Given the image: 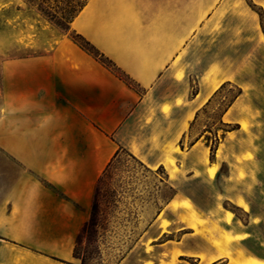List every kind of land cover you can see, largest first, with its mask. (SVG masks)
Here are the masks:
<instances>
[{
	"label": "crops",
	"instance_id": "obj_1",
	"mask_svg": "<svg viewBox=\"0 0 264 264\" xmlns=\"http://www.w3.org/2000/svg\"><path fill=\"white\" fill-rule=\"evenodd\" d=\"M11 28L0 22V232L41 227L55 252L1 250L0 264H72L121 151L173 191L136 215L118 264H264V0H87L68 32L121 76L32 6L19 2V43ZM224 84L238 94L218 127L198 126Z\"/></svg>",
	"mask_w": 264,
	"mask_h": 264
},
{
	"label": "rangeland",
	"instance_id": "obj_2",
	"mask_svg": "<svg viewBox=\"0 0 264 264\" xmlns=\"http://www.w3.org/2000/svg\"><path fill=\"white\" fill-rule=\"evenodd\" d=\"M6 1L13 5L0 15V22L16 30L14 36L17 38V43H19V2H22L32 6L34 13L47 20L58 31L67 32L72 42L90 60L121 76L95 48L77 34L68 32L67 22L76 9L78 0ZM237 92L234 86L225 85L213 98L210 106L199 115L198 126H205L206 129L218 127L217 121L222 111ZM188 140L186 138V142ZM200 188V191L206 189L204 186ZM172 191V187L166 182L163 170H148L136 159L121 151L97 183L87 220L90 223L94 220L97 225L88 223L86 232L76 238L75 246L72 248L71 263L82 264L83 261L84 264H118L129 252L133 232H137L135 228L140 226L136 215L143 209H148L152 214L172 194ZM43 222V220L39 221L40 226ZM42 229L40 227L35 233H19V242L15 233L0 232V251H6L7 256L18 257L19 262L31 255L41 261L46 260L41 256H47L46 253L55 250L49 248L50 234ZM139 257L140 250L133 251L132 258L135 262Z\"/></svg>",
	"mask_w": 264,
	"mask_h": 264
},
{
	"label": "trees",
	"instance_id": "obj_3",
	"mask_svg": "<svg viewBox=\"0 0 264 264\" xmlns=\"http://www.w3.org/2000/svg\"><path fill=\"white\" fill-rule=\"evenodd\" d=\"M87 2V0H78V2H77V4H76V9L73 11V14H72V16H71V18L69 19V21L67 22V26H68V23L70 22V20L82 9V7L85 5V3ZM257 11V13L259 14V16L262 18V14H261V12L260 11H258V10H256ZM264 29V28H263ZM79 36V35H78ZM83 39V38H82ZM85 41V40H84ZM87 44H89L87 41H85ZM90 45V44H89ZM225 85L226 84H224V85H222L217 91H216V93H215V96L221 91V90H223V88L225 87ZM237 94H238V92H237ZM236 94V95H237ZM236 95H234L233 97H232V99L236 96ZM231 99V100H232ZM230 100V101H231ZM229 101V102H230ZM95 221L94 220H91V223L95 226V225H97L96 223H94ZM91 224L90 223V221H87L85 224H84V226L82 227V229H81V231H80V233L77 235V237L80 235V234H83V233H85L86 232V227H87V224ZM76 257V256H75ZM82 264H84L83 263V261H82Z\"/></svg>",
	"mask_w": 264,
	"mask_h": 264
},
{
	"label": "bare ground",
	"instance_id": "obj_4",
	"mask_svg": "<svg viewBox=\"0 0 264 264\" xmlns=\"http://www.w3.org/2000/svg\"><path fill=\"white\" fill-rule=\"evenodd\" d=\"M188 201V200H187ZM148 245V244H147ZM149 252V251H148ZM148 252H147V254H148ZM202 258V257H201ZM206 263V262H205Z\"/></svg>",
	"mask_w": 264,
	"mask_h": 264
}]
</instances>
